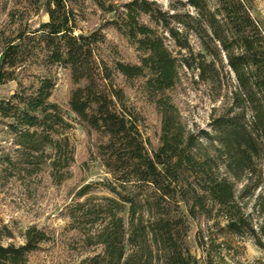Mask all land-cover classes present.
<instances>
[{
  "label": "trees",
  "instance_id": "16d2710c",
  "mask_svg": "<svg viewBox=\"0 0 264 264\" xmlns=\"http://www.w3.org/2000/svg\"><path fill=\"white\" fill-rule=\"evenodd\" d=\"M213 1L214 11L205 21L212 38L201 31L224 53L237 90L230 108L212 122V135L187 132L174 111L169 93L177 85L180 64L157 29L164 16L152 3L134 0L105 10L93 0L112 16L83 32L76 1L43 0L40 10L47 22L18 30L3 42L0 86L14 85L0 99L3 131L17 146L46 145L67 155L69 167L74 149L63 136L70 129L68 113L93 140L92 157L112 181L133 190L122 194L108 186L115 199L85 198L90 193L85 186L62 211L63 230L29 229L24 245L0 248V264H27L54 245L55 236L68 244L93 242L100 249L77 264H141V259L142 264H200L190 253L191 224L218 212L228 232H249L263 247L264 30L252 17L251 0ZM203 46L209 51L208 44ZM58 70L70 85L65 112L51 101ZM136 92L159 116L155 147L144 138L143 117L130 102ZM243 180V194L260 191L253 205L256 231L237 203L236 185ZM137 240L146 246V257L138 258Z\"/></svg>",
  "mask_w": 264,
  "mask_h": 264
},
{
  "label": "rangeland",
  "instance_id": "374dc122",
  "mask_svg": "<svg viewBox=\"0 0 264 264\" xmlns=\"http://www.w3.org/2000/svg\"><path fill=\"white\" fill-rule=\"evenodd\" d=\"M74 1L81 10L78 27L86 32L112 16L105 11L110 5L119 7L134 0H100L105 10H100L93 0ZM143 1L152 3L153 9L164 16V21L158 23L157 29L167 39L169 52L180 64L177 85L169 93L175 113L187 132H207L212 135V122L230 108L231 98L237 90L234 74L227 65L224 53L217 43L204 37L201 31L205 30L209 38H212L205 21L207 14L214 11V1ZM42 2L43 0H0V48L18 30L34 29L47 22V16L40 10ZM251 2L252 17L264 30V0ZM192 4L203 6V9L198 12ZM197 21L202 23V28L195 25ZM106 33L108 39L115 40L111 32ZM203 44L209 45V51L204 49ZM13 86H0V99L11 94ZM69 87L67 76L58 70L51 101L63 112ZM132 94L130 102L135 104L144 120L143 136L155 147L159 136L156 108L148 104L141 94ZM67 116L70 129L63 136L74 149L73 161L69 167H65L69 163L67 155L55 153L46 145L17 146L15 138L0 127L1 249L24 245L26 232L32 228H48L56 232L63 230L66 224L62 211L73 204L76 194L85 186L90 188V193L85 198L97 196L115 199L105 190L108 186L115 187L122 194L133 190L130 187L122 190L112 181L100 162L92 157L93 140L89 141L85 137L82 130L72 122L70 114L67 113ZM203 143L207 147L210 144L207 141ZM243 186L244 180L236 185L237 203L247 217V223L252 224L256 231L258 218L253 205L260 191L257 190L254 196L245 195L242 192ZM55 238L57 240L54 245L48 246L45 252L30 257L27 264H77L100 250L93 242L88 245L76 242L68 244L60 241L57 236ZM137 245L142 250L137 253L138 258L146 257V246L140 240H137ZM189 245L191 255L200 264H264V242L262 241L263 247L260 248L249 232L241 235L228 232L226 220L220 212L214 213L209 219L203 218L191 224ZM66 256L67 260L64 258ZM143 260L137 262L142 264Z\"/></svg>",
  "mask_w": 264,
  "mask_h": 264
}]
</instances>
